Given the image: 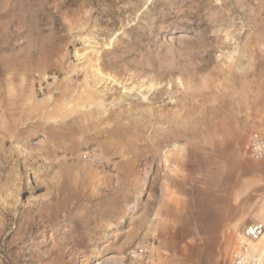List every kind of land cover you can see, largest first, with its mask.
<instances>
[{
	"label": "rangeland",
	"instance_id": "1",
	"mask_svg": "<svg viewBox=\"0 0 264 264\" xmlns=\"http://www.w3.org/2000/svg\"><path fill=\"white\" fill-rule=\"evenodd\" d=\"M262 131L264 0H0V264H227Z\"/></svg>",
	"mask_w": 264,
	"mask_h": 264
},
{
	"label": "built area",
	"instance_id": "2",
	"mask_svg": "<svg viewBox=\"0 0 264 264\" xmlns=\"http://www.w3.org/2000/svg\"><path fill=\"white\" fill-rule=\"evenodd\" d=\"M247 156L252 160L264 158V132L251 133L245 145ZM239 238L237 247L230 250L227 264H263L259 251L250 243L259 241L264 236V223L252 221L237 232Z\"/></svg>",
	"mask_w": 264,
	"mask_h": 264
},
{
	"label": "crops",
	"instance_id": "3",
	"mask_svg": "<svg viewBox=\"0 0 264 264\" xmlns=\"http://www.w3.org/2000/svg\"><path fill=\"white\" fill-rule=\"evenodd\" d=\"M262 132H264V131H262ZM253 133V132H252ZM255 133H259V132H255ZM251 134V133H250ZM246 145V144H245ZM245 154H246V156H247V153H246V149H245ZM247 158H249L248 156H247ZM249 160H251V161H245V163H255V162H253V161H257V160H252V159H250L249 158ZM259 160V159H258ZM261 160V159H260ZM261 163H264V161H262ZM234 197L236 198V194H234V193H232V192H229L227 195H226V199L225 200H228L229 199V203L228 202H225L222 206L224 207L223 208V210H222V212L223 213H225V216H227V218L226 219H224L219 225H216L215 227H216V229L218 230V229H220L221 227H223L224 225L226 226V225H230L231 227H230V229H231V231L233 232V233H235L236 231H240V230H237L236 229V225H238L237 224V220H233V221H231V222H227L228 220H229V218L228 217H230L232 214H234L235 213V204H233L232 203V201L231 200H233L234 199ZM221 206V207H222ZM235 215V214H234ZM240 224V223H239ZM215 229V228H214ZM233 249V248H232ZM228 255H229V253H228ZM228 255H227V263H228Z\"/></svg>",
	"mask_w": 264,
	"mask_h": 264
},
{
	"label": "bare ground",
	"instance_id": "4",
	"mask_svg": "<svg viewBox=\"0 0 264 264\" xmlns=\"http://www.w3.org/2000/svg\"><path fill=\"white\" fill-rule=\"evenodd\" d=\"M178 37H181V38H182V37H185V34H183V33H179V34H178ZM220 214H221V213H220ZM220 218H221V217H220ZM221 222H222V221H221ZM211 225H212V224H211Z\"/></svg>",
	"mask_w": 264,
	"mask_h": 264
}]
</instances>
